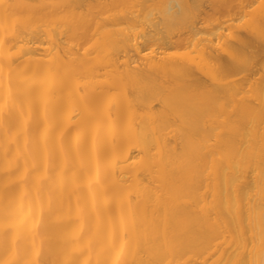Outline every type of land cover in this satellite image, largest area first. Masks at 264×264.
<instances>
[{
  "label": "bare ground",
  "instance_id": "6f19581e",
  "mask_svg": "<svg viewBox=\"0 0 264 264\" xmlns=\"http://www.w3.org/2000/svg\"><path fill=\"white\" fill-rule=\"evenodd\" d=\"M0 264H264V0H0Z\"/></svg>",
  "mask_w": 264,
  "mask_h": 264
}]
</instances>
